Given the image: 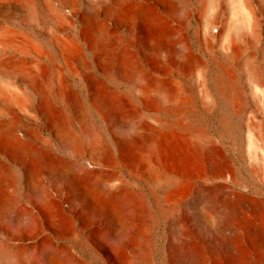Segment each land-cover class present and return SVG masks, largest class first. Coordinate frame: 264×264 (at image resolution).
<instances>
[{
  "label": "rangeland",
  "instance_id": "374dc122",
  "mask_svg": "<svg viewBox=\"0 0 264 264\" xmlns=\"http://www.w3.org/2000/svg\"><path fill=\"white\" fill-rule=\"evenodd\" d=\"M125 3L144 13L119 16L116 0H0V123L15 121L22 139L20 150L0 145V245L12 264H105L108 247L79 215L80 183L93 181L83 170L92 169L83 144L92 134L145 195L147 251L135 257L130 246L128 264H170L174 224L130 173L166 131L204 135L211 150L194 165L227 162L229 185L264 204V0ZM91 11L105 24V43L86 35ZM154 162L175 177L171 154ZM219 183L208 171L192 174L177 222L187 224L191 207L209 196L203 187ZM203 240L195 247L208 252L205 264H226ZM249 256L264 264V251Z\"/></svg>",
  "mask_w": 264,
  "mask_h": 264
},
{
  "label": "bare ground",
  "instance_id": "6f19581e",
  "mask_svg": "<svg viewBox=\"0 0 264 264\" xmlns=\"http://www.w3.org/2000/svg\"><path fill=\"white\" fill-rule=\"evenodd\" d=\"M116 1L119 16L130 17L138 12L144 13L143 10L126 4L127 0ZM97 15L91 11L83 17L86 21V35L94 37L100 33L102 43H105V24L100 23ZM11 56L13 57V54ZM1 108L7 116H12L11 106ZM16 129V122L11 119L0 123V145L4 149L20 150L22 139ZM83 144L88 147L89 153L85 156L92 164V169L83 167V170L92 175L93 181L89 186L82 181L79 186L81 221L92 227L99 241L108 247L105 264H128L127 261L124 262V254L130 246L135 250V257L147 251L143 238L145 229L141 221L148 216L149 211H140L145 202V195L138 193L136 183L126 180L117 163L110 162L99 135H90L89 141ZM151 147L149 155L141 154L135 158L130 173L154 198L155 210L159 216L174 224L175 234L171 236L169 244L170 264L173 260H177L179 264H205L204 258L208 252H199L195 247L200 239H204L208 244L209 253H222L226 264H253L250 258L255 250L264 251V225L259 226L256 222L259 215L264 216V204L261 200L255 197L251 190L244 193L229 185L234 183V180L231 178V167L227 162L218 161L207 168L194 165L199 157L206 156L211 150L204 135H188L170 130L164 133L161 143ZM165 154H171L174 158L177 165L174 167L175 177L169 176L167 168L160 171L155 166L154 159ZM207 171L215 179L221 177L224 183L216 184L213 188L203 187L209 196L191 207L186 219L189 228L185 222H177L189 201L190 191H186L190 188L192 174H203ZM42 204L47 208L51 207L47 195L43 196ZM23 214L30 217L29 211L25 210ZM200 227L207 228L213 240L210 237L205 238ZM246 251L250 254V260L246 259ZM9 252L8 247L0 245V264H12Z\"/></svg>",
  "mask_w": 264,
  "mask_h": 264
}]
</instances>
